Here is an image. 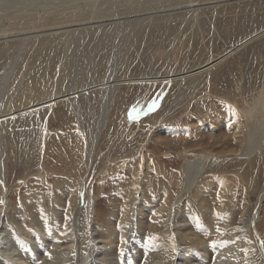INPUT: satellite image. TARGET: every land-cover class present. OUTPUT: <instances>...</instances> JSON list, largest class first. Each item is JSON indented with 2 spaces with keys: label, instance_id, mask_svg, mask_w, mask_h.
Masks as SVG:
<instances>
[{
  "label": "rangeland",
  "instance_id": "374dc122",
  "mask_svg": "<svg viewBox=\"0 0 264 264\" xmlns=\"http://www.w3.org/2000/svg\"><path fill=\"white\" fill-rule=\"evenodd\" d=\"M23 1L0 0L1 3L7 4L6 7L0 6V8L3 7L0 9V17L9 16L8 9L14 7L19 15L11 23V27L7 20H0L2 36H5L3 30L5 27L13 29V37L22 36L24 39L28 37L31 40L35 36V32L38 31V27L47 30L48 28L45 26H55L59 21L53 15H46V11L41 10L42 6L37 5V3L42 5L44 0H34L35 4L18 9L19 4ZM86 2L88 3L90 0H86ZM123 2L120 1L121 6H123ZM171 2L172 0L167 1V3ZM242 2L243 5L239 2L220 4L215 7L216 11L205 14L202 12L196 18L194 16L193 18L186 17L185 15L190 14H185V12L171 14L164 11L163 15L158 14V16L142 19L143 24H139L138 28L140 31L137 30L134 36L128 38L125 37L128 31H132V24H119L120 27L125 28L124 39L115 46L113 57L111 55L106 57L113 58L115 61L116 68L112 71L108 66L112 63L111 59L104 63L101 58L94 55L90 57L82 54L80 56L73 55L72 66L68 74L72 87L69 92L72 93L56 100L73 96L76 99L73 101L74 105L67 100L62 101L63 103L58 102L56 107L51 108L52 111L48 107L46 113L40 115L38 120L32 117L35 123L29 119L25 121L26 123L23 121L20 128L18 125L17 128L14 127L16 129L13 128L17 133L12 136L11 144L14 145L15 142V145L10 146V149L13 150L16 157L26 154L25 158H31V160L28 163L29 166L25 160L19 161L16 158L9 161L10 175H8L9 187L7 189L10 190L9 193L7 192V206L1 200V196L6 193L3 183L0 182V217L5 220L4 231L8 233L9 237V243H5V245L13 246L20 253L21 258L24 256L22 259L26 261L25 263L40 264L47 256L51 255V248L54 246L67 247L71 245L72 240L64 228L69 221L70 213L83 207L78 227L79 241L83 248L80 252H83L91 242L90 229H94L99 237L109 235V232H105L103 227L111 221L114 215H117L114 219L117 239L113 256L116 264H146L151 258L157 259V256L162 255L165 250L167 255L164 257V264H219L217 260L219 255L223 254V250L238 245L239 257H242H240V262L255 264L256 254L253 255L255 252L249 253L251 240L241 237L237 226L246 223L251 214L253 217L256 213L254 212L256 205L264 193V0H242ZM42 8L43 10L47 9V7ZM121 11L119 12L121 13ZM12 16L16 17V14ZM70 16L73 17V14ZM70 16L68 18H71ZM174 17L175 19H173ZM181 23L185 26L178 25ZM104 31L107 32L104 28V30L94 31V35L89 33V48H91L94 39L91 37L100 35L97 33ZM190 35L192 36L190 37ZM0 38L3 37L0 35ZM24 39H12L9 42H5L4 39L0 40L1 110H13L14 112L15 108L23 107L30 98H35L38 90L40 94H45L47 89L45 90L44 85H41L49 74L52 77L53 70L49 74L43 73L42 77H39L37 73L41 69V64L44 65V61L42 62L38 54L37 44L34 43L36 39L31 42H25ZM79 41V38L75 39L76 43L71 47L79 45ZM28 43L30 45L24 47L23 44L28 45ZM217 44L220 46H216ZM151 45L152 55L156 53L158 56L150 58L145 55L144 57L143 49H146V53L151 52V49H147ZM175 45L177 46L175 47ZM77 49L74 47L75 51ZM157 49H161L160 55L157 53ZM99 50L104 49L101 47ZM231 50L235 53L232 52L231 56L228 54L227 61L216 66L211 73V78L206 79L205 86L201 85L203 89L200 88L199 94H197L198 90L193 91L195 98L182 105L175 104V98L178 97L181 86L185 89L190 80H187L185 84L181 82L182 80L173 81L172 79L158 84L128 83L130 80L143 77L162 79L196 68H206L205 63L208 56L213 52L222 57ZM140 57L142 58L139 59ZM133 60L135 61L132 62ZM56 63L57 59H54V64L56 65ZM199 63L202 66L197 67ZM192 64L196 66L189 69ZM74 68L75 70H73ZM95 68L99 70L98 75L90 77L92 73L95 74L93 70ZM88 70L92 72L90 75ZM149 70L151 71L149 72ZM109 75L111 77H108ZM124 78L126 80L124 84L116 85ZM81 82L83 83L81 84ZM103 82V86L110 89L98 92L95 84ZM63 86V92H65L66 86L65 84ZM2 87H4L3 92ZM113 90L115 92L111 94V97L108 94ZM208 93L210 99H207V96L206 98L200 97V95ZM221 93H223V98H229L236 102L238 108L233 104L225 103L219 97ZM110 98L112 101L109 100ZM201 99L203 100L201 101ZM106 101H110V105ZM104 103L106 106L109 105L111 120L106 121L103 128L104 133L95 148L96 155H93L89 166H87V151L94 145ZM63 106L65 107L63 108ZM245 110L250 113L248 117H252L250 124L246 123L247 117L240 113ZM140 112L145 116L139 115ZM36 120L37 123L39 122L38 124ZM165 120L166 122H164ZM210 121H212L211 124H209ZM247 125L249 128L256 125L254 137L256 140L263 136L262 143H258L257 140L252 145L249 143L250 136ZM27 126L30 127V130ZM13 130H9V132L11 133ZM35 136L38 138L36 139ZM41 139L42 142H38ZM45 139L48 140V143L45 142ZM259 144L262 149L254 151ZM145 145H147V149H144ZM246 149V154L254 151L253 157H247L245 162L234 161ZM207 153L219 157L222 162L215 163L222 164L212 168H210L211 162L205 164L206 172L201 176L200 189L194 196V202L187 199L180 204L183 207L184 215L180 216V220L177 222L178 224L179 222L188 224L189 226L183 229L184 233L188 235L191 232L199 235L201 240L199 239L197 242L180 236L178 227L175 229L176 231L174 228L168 230L170 211L174 208L176 200L173 199L167 204L165 201L170 197H177L178 189L184 178L182 169L184 165ZM35 159L39 163L38 167H36ZM33 160L35 162H32ZM42 164H44L45 174H47L44 178L39 176L36 171ZM172 179L178 184L177 188H173ZM225 186L227 187L225 188ZM83 188H86V192ZM82 191L85 193L82 194ZM185 194L190 198L191 190ZM88 206L96 211V215L91 219L88 215ZM162 207L164 209L168 207V211L156 216V212ZM6 208L9 209L8 217L5 215ZM138 211H142L140 216ZM259 212L260 218L256 222L257 231L252 226L250 238L260 247L262 239H264V197ZM141 219H145L143 227L140 223ZM35 221L40 223V228L33 226L32 222ZM12 222L16 224L20 222V225ZM17 226L26 231L30 230L33 234L22 236L17 232ZM232 231L238 233L234 234ZM128 242L132 245H129ZM245 248L247 249L245 250ZM169 250L171 251L169 252ZM180 252L184 255L187 253V255L184 256ZM96 253L101 254L99 246ZM103 253L95 260L99 264H106L108 259ZM135 253L140 255L138 260L135 259ZM204 255L207 258H204ZM260 256H262L261 260L264 264L262 253ZM4 259L7 261L6 264H10L6 258ZM122 259L124 260L121 261Z\"/></svg>",
  "mask_w": 264,
  "mask_h": 264
},
{
  "label": "bare ground",
  "instance_id": "6f19581e",
  "mask_svg": "<svg viewBox=\"0 0 264 264\" xmlns=\"http://www.w3.org/2000/svg\"><path fill=\"white\" fill-rule=\"evenodd\" d=\"M120 1H124L123 2V6H121ZM152 1V2H151ZM167 1L169 0H102L100 2H98L97 0H90V2H86V0H44L43 4L41 5L40 3H37V5L39 7H47V9L43 10V8L41 7L42 11H46V15L50 14L53 15V17L57 21V24L55 22V26H45L48 29L44 30L43 28L38 27V31L35 32V36L33 38H31V40L27 38L24 39V37L22 36H18V37H13V29L10 30L9 28H3L5 36H2L1 32L0 35L4 39L5 42H9L12 39H24L25 42H31L33 41V39H36L34 43L37 44V50H38V54L40 56V59H42V62L44 61V65L41 64V69L40 71L37 73L39 75V77H42L43 73L49 74L50 71H52V77L50 76V74L45 77V82L42 84L41 81V86L44 85L45 90L47 89V92L45 94H40L39 90L36 92V96L35 98H30L29 102L25 105V106H21L18 108H15L14 112L13 110H1L2 108V104H1V93H0V182L3 183L4 187H5V195L1 196V200L5 203L4 205L7 206V192L9 193V190L7 189L8 186V175H10V166L9 161L11 159H18L19 161H27V166H29V162L31 160L30 159H26V154H24L22 157H16V154H14L13 150L10 149V146H14L12 145V136L17 133V131H14L13 128L16 127L18 125V127L22 125V122L27 121V120H31L32 117H35L34 119H37L38 117H40V115H43L46 113L47 108L49 107L50 109L53 108L58 102H62L64 100H67V102H71L72 105H74L73 101L76 100L74 99V97H65L62 100H56L57 98L61 97V96H65L67 94H70L72 92L70 91L71 85H70V81H69V70L72 66V58L74 54H77V56H80V54H82L83 56H87L90 57L92 55L101 58V60H103L104 63H106V60H112L111 65H108L110 67V71H112L113 69L116 68V64L115 61L113 60V58H106L107 56L111 55L113 57L114 54V49L116 48L115 46L120 44L124 38H123V32L125 30V28L120 27L119 24L125 23H131L132 24V31H128L126 34L125 38H128L129 36H134L136 34V31L139 28V24H141L143 21L142 19H146V18H151L153 16H158V14L163 15L164 11L170 12L171 14L176 13V12H185V14H190V15H185L186 17H192L194 16V18H196L197 16L199 17L200 14H202V12H204V14L206 12H212L215 10V7H217L220 4H227L229 2H239L242 5L244 4L242 2V0H172L171 3H167ZM7 2V1H6ZM151 2V3H150ZM10 3V2H9ZM150 3V4H149ZM15 4V3H14ZM34 0H24L21 4H19L18 9L19 8H24L30 5H33ZM153 4L156 6H153ZM7 4H3L0 2V6L6 7ZM234 5V4H233ZM227 6V5H226ZM235 6V5H234ZM3 7H1L0 9H2ZM222 7V6H221ZM35 8V7H34ZM229 8V7H228ZM168 9V10H167ZM236 9V8H235ZM234 9V11H235ZM242 9V8H241ZM246 9V8H244ZM120 10L121 13L119 12ZM222 10V8H221ZM9 16H1L0 20H7V22L10 23V27L12 26L11 23L14 22V19L17 18L18 13H17V9L14 8H9ZM28 11V10H27ZM118 11V12H117ZM216 11V10H215ZM226 11V10H225ZM229 11V10H228ZM233 11V10H232ZM29 12V11H28ZM117 12V13H116ZM247 12V11H246ZM30 13V12H29ZM43 13V12H42ZM13 14H16L15 16H12ZM73 14V17H71L70 15ZM129 16H128V15ZM178 15V14H177ZM221 15V14H220ZM219 15V16H220ZM234 15V14H233ZM33 16V15H32ZM43 16V15H42ZM71 18H68V17ZM176 16V15H175ZM243 16V15H242ZM47 17V16H46ZM51 17V16H50ZM178 17V16H177ZM176 17V18H177ZM183 17V16H182ZM65 18H68L67 20H64ZM157 18V17H156ZM154 18V19H156ZM206 18V17H205ZM54 19V20H55ZM87 19V20H86ZM175 19V17L173 18ZM189 20V18H187ZM199 19V18H198ZM152 20V19H151ZM194 20V19H193ZM201 20V19H200ZM225 20V18H224ZM147 21V20H146ZM174 21V20H173ZM178 21V20H176ZM182 21V20H181ZM190 21V20H189ZM205 21V20H204ZM53 22V21H52ZM166 22V20H165ZM169 22V21H167ZM180 22V21H179ZM234 22V21H233ZM46 23V22H45ZM145 23V22H144ZM162 23V22H161ZM171 23V22H170ZM174 23V22H173ZM191 23V21H190ZM214 23V22H213ZM53 24V23H52ZM51 24V25H52ZM143 24V23H142ZM164 24V22H163ZM193 24V23H191ZM201 25V23H199ZM203 24V23H202ZM47 25V24H46ZM50 25V24H49ZM145 25V24H144ZM159 26V24H157ZM170 25V24H169ZM168 25V26H169ZM178 25H184V24H178ZM214 25V24H213ZM225 25V24H224ZM232 25V24H231ZM147 26V25H146ZM165 26V25H164ZM185 26V25H184ZM205 26V25H204ZM246 26V25H245ZM244 26V27H245ZM141 27V25H140ZM156 27V26H155ZM219 27V26H218ZM224 27V26H222ZM243 27V28H244ZM107 30V32H98L97 34L100 35H95L92 36L91 38L93 39V42L91 43V48L88 47V39L90 38L89 33H92L96 30ZM182 28V27H181ZM214 28V27H213ZM150 29V28H149ZM153 29V28H152ZM157 29V28H156ZM163 29V28H162ZM168 29V28H167ZM171 29V28H170ZM175 29V28H174ZM212 29V28H210ZM232 29V28H231ZM34 30V28H33ZM151 30V29H150ZM204 30V29H203ZM243 30V29H242ZM140 31V30H138ZM168 31V30H165ZM221 31V30H219ZM157 32V31H156ZM154 32V33H156ZM169 32V31H168ZM190 32V31H189ZM193 32V31H192ZM191 32V33H192ZM199 32V31H198ZM125 33V32H124ZM179 33V32H178ZM195 33V32H194ZM202 33V32H201ZM263 33V32H262ZM26 34V33H24ZM149 34V32H148ZM168 34V33H167ZM174 34V33H173ZM182 34V32H181ZM200 34V33H199ZM220 34V33H219ZM227 34V33H226ZM16 35V34H15ZM94 35V34H93ZM139 35V34H138ZM141 35V34H140ZM146 35V34H145ZM153 35V34H152ZM151 35V37H152ZM157 35V34H156ZM170 35V34H169ZM172 35V34H171ZM194 35V34H193ZM192 35H190L191 37ZM213 36V35H212ZM227 36V35H226ZM142 37V36H141ZM156 37V36H155ZM159 37V34H158ZM225 37V36H224ZM79 38V45H75L74 47L78 48L77 51L74 50V47H71L74 45L75 39ZM137 38V37H136ZM161 38V37H160ZM194 38V37H193ZM192 38V39H193ZM203 38V35H202ZM214 38V37H213ZM150 39V37H149ZM148 39V40H149ZM162 39V38H161ZM177 39V38H176ZM188 39V38H187ZM204 39V38H203ZM210 39V38H209ZM215 39V38H214ZM92 40V39H91ZM119 40V41H118ZM139 40V39H138ZM144 40V39H143ZM178 40H179V36H178ZM185 40V39H184ZM183 40V41H184ZM3 41V40H2ZM142 41V40H141ZM147 41V40H146ZM207 41V40H206ZM209 41V40H208ZM215 41V40H213ZM220 41V40H219ZM218 41V42H219ZM155 42V41H154ZM171 42V41H170ZM177 42V41H176ZM199 42V41H198ZM139 43V42H138ZM153 45V42H151ZM157 43V42H156ZM161 43V42H160ZM178 43V42H177ZM182 43V42H181ZM196 43V42H195ZM141 44V43H140ZM139 44V45H140ZM194 44V43H193ZM213 44V43H212ZM24 47H28L30 45V43L27 44H23ZM22 45V46H23ZM152 45L150 46V48H147L148 50L151 49V52H147L146 53V49L144 50V57L149 56L150 58H154L157 57L158 55L155 53L154 55H152ZM187 45V44H186ZM185 45V46H186ZM203 45V44H202ZM142 46V45H141ZM177 45H175L176 47ZM216 46H220V45H216ZM215 46V47H216ZM103 48L104 50H99L100 48ZM148 47V46H147ZM158 47V46H157ZM174 47V48H175ZM192 47V45H191ZM246 47V46H245ZM185 48V47H184ZM202 48V47H200ZM140 49V48H139ZM138 49V50H139ZM176 49V48H175ZM186 49V48H185ZM237 49V48H236ZM141 50V49H140ZM172 50V49H171ZM174 50V49H173ZM184 50V49H183ZM221 50V49H220ZM156 51V50H155ZM164 51V50H163ZM166 51V50H165ZM170 51V50H169ZM192 51V50H191ZM82 52V53H81ZM179 52V50H178ZM183 52V51H182ZM190 52V51H189ZM188 52V53H189ZM200 52V51H199ZM207 52V51H206ZM234 51H229L227 52L225 55H223L222 57H220L219 55H215L213 52L210 56H208V60L205 63V67L206 68H199V69H194V70H189L188 72L182 73L180 75H172V76H167L166 78H162V79H157V78H148V77H143V78H138V79H134V80H130L128 83H150V84H158V83H162L165 80H169L172 79L173 81L175 80H182L181 82L183 84H185V82L187 80H190L189 84L186 86V88L184 89L182 86L179 89V93H178V97L175 98V104H184L185 102L188 103V101L192 100L195 98V94L193 91L198 90L197 94H199V90L201 87V85L205 86V81H207L206 79L208 77L211 76V73L215 70L216 66H220L222 63L227 61V55L231 54ZM142 53V52H141ZM157 53L160 55L161 53V49H157ZM163 53V52H162ZM167 53V52H166ZM175 53V52H172ZM235 53V52H234ZM138 54V53H137ZM177 54V53H176ZM179 54V53H178ZM177 54V55H178ZM183 54V53H182ZM190 54V53H189ZM203 54V53H201ZM142 55V54H141ZM164 55V54H163ZM176 55V56H177ZM193 55V54H191ZM190 55V56H191ZM200 55V53H199ZM198 55V56H199ZM206 55V54H205ZM222 55V54H221ZM232 55V54H231ZM230 55V56H231ZM1 56V54H0ZM181 56V55H180ZM186 56V55H185ZM197 56V57H198ZM229 56V57H230ZM237 56V55H236ZM110 57V56H109ZM143 57V56H142ZM142 57H140L139 59H141ZM162 57V56H161ZM174 57V56H173ZM7 58V57H6ZM79 58V57H78ZM163 58V57H162ZM170 58V57H169ZM177 58V57H176ZM180 58V57H179ZM184 58V56H183ZM187 58V57H186ZM193 58V57H192ZM246 58V57H245ZM54 59H57V63L59 64L57 66L54 64ZM80 59V58H79ZM156 59V58H155ZM173 59V58H172ZM181 59V58H180ZM195 59V58H194ZM234 59V58H233ZM100 60V61H101ZM146 60L147 57H146ZM170 60V59H169ZM80 61V60H79ZM98 61V60H97ZM96 61V62H97ZM135 60H133L132 62H134ZM140 61V60H139ZM139 61H137L139 63ZM144 61V60H143ZM186 61V60H185ZM230 61V60H229ZM90 62V61H89ZM111 62V61H109ZM142 62V60L140 61ZM201 62V61H200ZM39 63V62H38ZM99 63V62H98ZM102 63V61H101ZM185 63V62H184ZM196 63V62H195ZM233 63V62H232ZM82 64V62H81ZM87 64V63H86ZM110 64V63H108ZM158 64V62H157ZM79 65V64H78ZM89 65V64H88ZM107 65V64H106ZM136 65V63H135ZM153 65V64H152ZM156 65V64H155ZM189 65V64H188ZM187 65V66H188ZM204 65V64H203ZM76 66V65H75ZM82 66V65H81ZM84 66V65H83ZM98 66V65H97ZM139 66V64H138ZM196 65L192 67H189V69L194 68ZM202 66L200 63L197 65V67ZM78 67V66H77ZM76 67V68H77ZM85 67V66H84ZM89 67V66H88ZM91 67V65H90ZM106 67V66H105ZM125 67V66H123ZM134 67V66H133ZM152 67V66H151ZM154 67V66H153ZM52 68V69H51ZM94 68V67H93ZM136 68L138 69V67L136 66ZM144 68V67H143ZM149 68V66H148ZM155 68V67H154ZM186 68V67H185ZM98 68L93 69L95 72V74H93L90 70H88L89 75L91 74L90 77H96L98 75L99 70H97ZM104 69V66H103ZM156 69V68H155ZM75 70V68L73 69ZM79 70V67H78ZM106 70V69H105ZM109 70V69H107ZM106 70V71H107ZM123 70V68H122ZM152 70V68H151ZM149 70V72L151 71ZM154 70V69H153ZM158 70V69H157ZM77 71V70H76ZM102 71V70H101ZM124 71V70H123ZM130 71V70H129ZM133 71V70H132ZM143 71V70H142ZM79 72V71H78ZM109 72V71H108ZM127 72V71H126ZM145 72V71H144ZM143 72V73H144ZM72 73V71H71ZM86 73V72H85ZM153 73V71H152ZM78 76V73H76ZM123 74V73H122ZM137 74V72H136ZM147 74V73H144ZM73 75V74H72ZM83 75V74H82ZM88 75V73H87ZM101 75V72L99 74V76ZM130 75V74H128ZM127 75V76H128ZM89 77V78H90ZM102 77V76H101ZM108 77H111V75H109ZM195 77V78H194ZM79 78H81L79 76ZM88 78V79H89ZM211 78V77H210ZM236 78V77H235ZM86 79V78H85ZM84 79V81H86ZM96 79V78H95ZM209 79V78H208ZM218 79V78H217ZM216 79V80H217ZM220 79V78H219ZM82 80V79H81ZM98 80V79H97ZM74 81V80H73ZM101 81V80H99ZM222 81V79H221ZM237 81V80H236ZM94 82V81H93ZM126 82L125 78L121 79L119 81V83H117L116 85H122ZM217 82V81H215ZM223 82V81H222ZM221 82V83H222ZM83 82H81L82 84ZM237 83V82H236ZM63 84H65L66 88L65 92H63ZM72 84V82H71ZM103 83H96L95 85H97L96 90L98 92H104L105 90L110 89L107 86H103ZM211 84V83H210ZM73 85V84H72ZM149 85V84H148ZM223 85V84H222ZM37 86V85H36ZM40 86V87H41ZM82 86V85H81ZM84 86V84H83ZM102 86V87H101ZM151 86V85H150ZM154 86V85H153ZM208 86V85H207ZM39 87V86H37ZM36 87V88H37ZM77 87V86H76ZM210 87V86H209ZM42 88V89H44ZM206 88V87H205ZM77 89V88H75ZM203 89V88H202ZM4 90V87H2V92ZM215 90V89H213ZM219 91V90H218ZM217 91V92H218ZM248 91V90H247ZM44 92V91H43ZM115 90H113L112 92H110L108 95H111L112 93L114 94ZM209 92V91H208ZM189 93V94H188ZM215 93V92H214ZM219 93V92H218ZM226 93V92H225ZM230 93V92H229ZM222 94L219 96L220 98H222V100H224L225 103H229V104H233V106H237L238 108V104L234 101H231V99L229 98H223ZM83 95V94H82ZM117 95V94H116ZM77 96V95H76ZM79 96V95H78ZM123 96V95H122ZM125 96V95H124ZM210 99V94H206V95H200V97L202 98H206ZM112 97V95H111ZM226 97V96H224ZM24 98V97H23ZM120 98V97H119ZM123 98V97H122ZM125 98V97H124ZM110 101H112V99H109ZM203 99H201L202 101ZM212 100H214L212 98ZM241 100V98H240ZM110 101H106L109 102L110 105ZM117 101V100H116ZM126 101V100H125ZM63 103V102H62ZM209 103V102H208ZM102 105V104H101ZM109 105H104L102 106V111H101V116H100V122L97 126V134L95 136V141H94V145L92 147V149H88L87 151V157H86V162H87V166H89L91 159L93 157V155L95 153V148L97 143H99L98 141L100 140V137L103 135L104 131V125L106 123V121H110L111 120V116H110V108ZM61 106V105H60ZM66 106V105H65ZM63 106V108L65 107ZM186 106V105H185ZM40 107V108H39ZM56 107V106H55ZM187 107V106H186ZM44 108V109H43ZM46 108V109H45ZM62 108V107H61ZM36 109H40V111H36ZM42 109V110H41ZM49 109V110H50ZM67 109V108H66ZM70 109V108H69ZM184 109V108H183ZM188 109V108H187ZM212 109V107H211ZM240 109V106H239ZM58 110V109H57ZM68 110V109H67ZM145 110V109H144ZM164 110V109H163ZM185 110V109H184ZM208 110V109H207ZM52 111V109H51ZM54 111V110H53ZM79 111V110H78ZM113 111V110H112ZM158 111V110H157ZM188 111V110H187ZM212 112V111H211ZM57 113V112H55ZM157 113V112H156ZM161 113V112H160ZM241 114L245 115V117H247L246 119V123L250 124V121H252V117H248V115L250 113L246 112H241ZM26 114L25 116H22ZM76 114V113H75ZM155 114V113H154ZM162 114V113H161ZM50 115V114H49ZM78 115V113H77ZM139 115H143L140 114ZM156 115V114H155ZM184 115V114H183ZM37 116V117H36ZM82 116V115H81ZM145 116V115H143ZM148 116V115H147ZM137 117V116H136ZM180 117V116H179ZM144 118V117H142ZM83 119V117H82ZM81 119V121H82ZM255 119V118H254ZM38 120V119H37ZM36 120V123H37ZM47 120V119H46ZM45 120V121H46ZM146 120V119H145ZM210 120V119H209ZM33 121V119H32ZM35 121V120H34ZM33 121V122H34ZM42 121V120H41ZM40 121V123H41ZM50 121V120H49ZM114 121V120H113ZM205 121V120H204ZM245 121V120H244ZM17 122V124H16ZM166 122V120L164 121ZM212 121H210L209 124H211ZM237 122V121H236ZM264 122V121H263ZM21 123V124H20ZM26 123V122H25ZM35 123V122H34ZM39 123V122H38ZM37 123V124H38ZM52 123V122H51ZM158 123V122H157ZM168 123V122H167ZM252 123V122H251ZM32 124V123H31ZM79 124V123H78ZM162 124V123H161ZM206 124V123H205ZM255 124V123H254ZM264 124V123H263ZM29 125V123H28ZM80 125V124H79ZM30 126V125H29ZM29 126L28 129L30 128ZM35 126V124H34ZM249 125H247L248 127ZM251 126V125H250ZM256 126V125H255ZM255 126L252 128H247V131L249 132V136H250V140L249 143L252 145L253 143H255V141L257 140L258 143H262L261 139H263V136L258 137L255 140ZM19 127V128H20ZM26 127V126H25ZM32 127V126H31ZM40 128V126H38ZM80 127V126H79ZM17 128V127H16ZM14 128V129H16ZM37 128V129H39ZM9 130H13L11 133L9 132ZM30 130V129H29ZM31 130L34 131V129L31 128ZM19 131V130H18ZM22 131V130H21ZM41 131V130H40ZM39 131V132H40ZM20 132V131H19ZM37 132V131H36ZM25 133V132H24ZM27 133V132H26ZM18 134H23V133H18ZM36 134V133H35ZM41 134V133H40ZM33 135V134H32ZM31 135V136H32ZM11 137V139H10ZM36 137V136H35ZM40 137V136H39ZM43 137V136H42ZM16 138V137H15ZM38 137H36L37 139ZM260 138V140H259ZM35 139V138H34ZM48 139V136H47ZM45 139L48 143V140ZM38 142H42V139ZM37 143V142H36ZM257 143V144H258ZM21 145V144H20ZM256 146V145H255ZM22 147V146H21ZM44 147V145H43ZM20 148V147H19ZM25 148V147H24ZM45 148V147H44ZM144 149H147V145L144 146ZM261 146L260 144L257 146V149H255L254 151L257 150H261ZM27 150V147H26ZM21 151V150H20ZM41 151V150H40ZM40 151H38V154H40ZM250 154H246L247 153V149L244 150L240 156H238L236 158V160H242L243 162H245V159L251 158L253 157V152ZM13 154V155H12ZM19 155V154H18ZM227 157V156H226ZM36 160V159H35ZM35 160H33L32 162H35ZM220 160V161H219ZM208 162H211L210 168L212 167H216L218 165H221L222 163H215V162H222L221 159L217 156H214L210 153H207L206 155H202L200 156L198 159L195 160H191L188 161L186 165H184L183 169V173H184V178L183 181L180 185V188L178 189L177 192V197H170L168 200L165 201V204L172 202V200H176L174 201L176 204L173 205V209H171L172 211H170V218L169 221L167 223V227L168 230H171L174 228V230L178 227V233L180 234V236H183L184 239H188L191 241H197L199 242L200 236L193 234V233H189L188 236L187 234L184 233V228L188 227V224H181L179 222V224L177 223L180 220V216L184 215V210L183 207H181V203L184 202L185 200L189 199L190 201L194 202V196L198 193L199 189H200V180H201V176H203L206 172V168L207 166H205V164H207ZM232 163V162H231ZM39 163L36 160V167H38ZM34 167V168H36ZM33 168V169H34ZM37 174L39 176H41L42 178H44L47 174H45L46 172V168L44 166V164H42L37 170ZM174 186L173 188H177L178 184L176 183V181H174L172 179ZM85 187V184H84ZM227 186H225L226 188ZM18 189V188H17ZM85 189L86 192V188H83V190ZM191 190V197H187V195L185 194L187 191ZM264 197V193L262 194L261 200L258 203V205H256V208L254 210V212H256L253 217L251 214L250 219L243 224H240L237 226L238 231L241 233V237H246L247 239L251 240L250 243V249L251 251L249 252L250 254H252L253 252H255L253 255L256 254V257L254 259V263L255 264H263L262 262V256H260V253H262L263 257H264V239H262V237L257 233V235H259V237L263 240L262 241V245L259 247L254 240H252L250 238V234H251V228L252 226H254V229L257 231L256 227V222L257 220H259V211H261V201ZM85 199V198H84ZM170 201V202H169ZM29 205V204H28ZM180 205V206H179ZM179 206V207H178ZM83 208V207H82ZM81 208V209H82ZM224 209V208H222ZM80 210V209H79ZM79 210H75V212L70 213L71 216L69 218V221L66 224V227L64 228L65 231L68 232V237L71 238L72 243L71 245L67 246V247H61V246H54L53 248H51V255L47 256L40 264H99L97 263L95 260H97L99 258V256L102 254V252H104L107 256V262L106 264H116L114 261L113 256L115 255V250H116V239H117V232L115 230V224H114V219L117 217V215H114L111 219V221H109L105 227H103V229H105V232H109V235L107 236H103V237H99L97 233H95L94 229H90V237L91 238V242L89 243L88 247L86 249H84L83 252H80V250L82 251L83 248L80 245V241H79V217H80V211ZM88 215L89 218H93V216L96 215V211H93L91 206H88ZM164 211H168V207L164 209V207H162L159 211L156 212V216H160L163 214ZM139 212V216H140V212L142 211H138ZM5 215L7 216V214L9 213V209L5 210ZM172 214H173V218H172ZM1 215V214H0ZM3 215V216H5ZM59 215V214H58ZM127 215V213H126ZM227 216V215H226ZM8 217V216H7ZM107 217V216H106ZM128 217V216H125ZM76 218V220H75ZM224 218V217H223ZM158 219V218H157ZM225 219V218H224ZM174 223H173V221ZM226 220V219H225ZM4 219H2V217H0V264H6L5 262H7L4 258H6L8 260V262L10 264H27L25 263L26 261H24L22 258L24 257H20V253L18 251L15 250V248L13 246H7L5 245L9 243V237H8V233H6L5 230V225L4 223ZM172 221V222H171ZM176 221V222H175ZM90 222V221H89ZM14 223V222H12ZM33 226L35 227H39L40 228V223L38 221L32 222ZM141 225L142 227L145 226V219H141ZM224 223V222H223ZM16 224V223H14ZM13 224V225H14ZM26 224V223H25ZM230 224V223H229ZM12 225V227H13ZM16 225H20V222H17ZM90 226V225H89ZM164 226V225H163ZM10 227V226H9ZM92 227V226H91ZM15 228V227H14ZM33 228V227H32ZM171 228V229H169ZM167 229V228H166ZM159 231V230H158ZM176 231V230H175ZM237 231V230H236ZM17 232H19L22 236H26V235H32L33 232L30 230H24L21 227L17 226ZM166 232V231H165ZM245 232H247V234H245ZM66 233V232H65ZM232 233H234L232 231ZM238 233V232H235ZM234 233V234H235ZM166 234V233H165ZM132 235V234H131ZM17 236V235H16ZM234 236V235H233ZM13 237V236H12ZM15 237V236H14ZM57 237V236H56ZM240 237V238H241ZM11 238V237H10ZM19 238V237H18ZM124 238V237H122ZM121 238V239H122ZM171 238V237H170ZM169 238V239H170ZM177 238V237H176ZM181 238V237H179ZM224 238V237H223ZM237 238V237H236ZM239 238V239H240ZM15 239V238H14ZM13 239V240H14ZM17 239V238H16ZM21 239V238H20ZM243 239V238H242ZM11 240V239H10ZM11 240V241H13ZM35 241V239H33ZM124 240V239H123ZM129 240V239H128ZM201 240V239H200ZM221 240V239H220ZM249 240V241H250ZM18 241V240H17ZM50 241V240H49ZM138 241V240H137ZM261 241V240H260ZM23 242V241H22ZM61 242V241H60ZM70 242V241H69ZM229 242V241H227ZM233 242V241H232ZM231 242V243H232ZM235 242V241H234ZM243 242V241H241ZM248 242V241H247ZM17 243V242H16ZM52 243V242H51ZM163 243V242H162ZM248 243V245H249ZM14 244V243H13ZM24 244V243H23ZM129 244V242H128ZM246 244V242H245ZM11 245V244H10ZM132 245V244H129ZM178 245V244H177ZM200 245V244H199ZM202 245V244H201ZM204 245V243H203ZM21 246V245H20ZM37 246V245H36ZM99 246V250H101V254L100 253H96V249H98ZM102 246V247H101ZM18 247V246H17ZM23 247V245H22ZM31 247V246H30ZM165 247V246H162ZM246 247V246H245ZM33 248V247H32ZM35 248V247H34ZM85 248V247H84ZM126 248V247H125ZM129 248V247H128ZM132 248V247H130ZM153 248V247H152ZM261 248V249H260ZM21 249V248H20ZM25 249V248H24ZM29 249V248H28ZM27 249V250H28ZM158 249V248H157ZM173 249V248H172ZM179 249V248H178ZM208 249V248H207ZM206 249V250H207ZM247 248H245L246 250ZM153 250V249H152ZM183 251V249H180ZM244 250V249H243ZM151 251V250H150ZM171 250H169L170 252ZM190 251V250H189ZM201 251V250H200ZM223 254L219 255V259L217 260V262L219 264L222 263V261H224L222 264H242L240 262V257H239V245L238 246H232V248H227L223 250ZM28 252V251H27ZM37 252V251H36ZM46 252V251H45ZM153 252V251H152ZM156 252V251H155ZM162 252V251H161ZM233 252V253H232ZM35 253V252H34ZM47 253V252H46ZM49 253V254H50ZM103 253V254H104ZM125 253V251H124ZM123 253V254H124ZM177 253V252H176ZM181 253V252H180ZM186 253V252H185ZM246 253V252H245ZM244 253V254H245ZM45 254V253H44ZM122 254V252H121ZM127 255V253H125ZM130 254V253H129ZM182 254V253H181ZM155 255V254H154ZM166 250L165 252H163V254L157 256L156 258H151L149 261L146 262V264H164V257L166 256ZM184 255V254H182ZM187 255V253L185 254ZM184 255V256H185ZM197 255V254H196ZM199 255V254H198ZM242 255V254H241ZM30 256V255H29ZM38 256V255H37ZM105 256V257H106ZM121 256V255H120ZM118 256V257H120ZM130 256V255H129ZM127 256V258L129 257ZM189 256V255H188ZM33 257V256H32ZM126 257V256H125ZM132 257V256H131ZM140 255L138 253H135V259H139ZM197 257V256H195ZM199 257V256H198ZM204 258L206 257L205 255L203 256ZM38 258H40V256H38ZM126 258V259H127ZM130 258V257H129ZM172 258V257H171ZM184 258V257H183ZM207 258V257H206ZM242 258V257H241ZM31 259V256H30ZM134 259V258H133ZM170 259V258H169ZM179 259V258H178ZM182 259V258H181ZM216 259V258H215ZM40 260V259H39ZM104 260V259H103ZM124 259H122L121 261H123ZM198 260V259H197ZM202 260V259H201ZM200 260V261H201ZM31 261V260H30ZM35 261V260H34ZM41 261V260H40ZM39 261V262H40ZM135 261V260H133ZM192 261V260H191ZM207 261V260H206ZM205 261V262H206ZM221 261V263H220ZM101 262V261H100ZM167 262V260H166ZM171 262V261H170ZM180 262V261H177ZM194 262V261H193ZM196 262V261H195ZM216 262V261H215ZM197 263V262H196ZM250 263L251 260H250ZM123 264V263H122ZM174 264V263H173ZM180 264V263H179Z\"/></svg>",
  "mask_w": 264,
  "mask_h": 264
},
{
  "label": "water",
  "instance_id": "95a60500",
  "mask_svg": "<svg viewBox=\"0 0 264 264\" xmlns=\"http://www.w3.org/2000/svg\"><path fill=\"white\" fill-rule=\"evenodd\" d=\"M85 192L84 191H82V194H84ZM83 201V200H82ZM81 204H82V202H81ZM80 212H81V209L79 210Z\"/></svg>",
  "mask_w": 264,
  "mask_h": 264
}]
</instances>
